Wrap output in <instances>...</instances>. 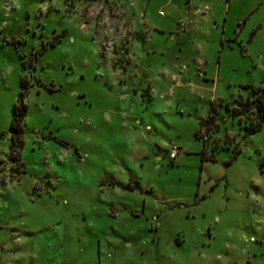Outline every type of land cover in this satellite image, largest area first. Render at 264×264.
Instances as JSON below:
<instances>
[{
	"label": "rangeland",
	"instance_id": "374dc122",
	"mask_svg": "<svg viewBox=\"0 0 264 264\" xmlns=\"http://www.w3.org/2000/svg\"><path fill=\"white\" fill-rule=\"evenodd\" d=\"M244 84L264 0H0V264H264Z\"/></svg>",
	"mask_w": 264,
	"mask_h": 264
},
{
	"label": "trees",
	"instance_id": "16d2710c",
	"mask_svg": "<svg viewBox=\"0 0 264 264\" xmlns=\"http://www.w3.org/2000/svg\"><path fill=\"white\" fill-rule=\"evenodd\" d=\"M49 46H53L55 44V40H51L46 43ZM22 59L23 55H19ZM24 65V62L22 63ZM243 89L248 90L247 102L244 104V112L249 111V113L254 118V123L252 126H248L244 130V135H249L258 132L261 129L262 123L264 122V85L262 86H250L244 85ZM24 100V92L20 91L16 102L12 107V119H11V144L10 151L13 152L15 148L19 145V137L22 135V124L24 115L26 112V106L23 102ZM206 121L201 122L200 126H204ZM198 131L195 133V137L199 138L197 135Z\"/></svg>",
	"mask_w": 264,
	"mask_h": 264
},
{
	"label": "built area",
	"instance_id": "2783aa9c",
	"mask_svg": "<svg viewBox=\"0 0 264 264\" xmlns=\"http://www.w3.org/2000/svg\"><path fill=\"white\" fill-rule=\"evenodd\" d=\"M206 9H207L206 6H203V7L199 8V9H196L195 10V14L201 15V14H203L205 12ZM159 15H161V13H159ZM179 28L181 30H184V23L183 22L181 23V25L179 26ZM178 151H179V149L176 146H173L171 148L170 152H169V158L170 159H173L175 157V155L177 154ZM154 220H155V218H152V221H154Z\"/></svg>",
	"mask_w": 264,
	"mask_h": 264
},
{
	"label": "crops",
	"instance_id": "0c3cea01",
	"mask_svg": "<svg viewBox=\"0 0 264 264\" xmlns=\"http://www.w3.org/2000/svg\"><path fill=\"white\" fill-rule=\"evenodd\" d=\"M233 40H235V38ZM244 85H249V84H244ZM244 85H242V86H244ZM250 86H252V85H250ZM254 87H256V86H254ZM261 166H262V170L264 171V160L262 161V165ZM262 188H263V191H264V186ZM249 242H251V238L249 239ZM207 262H208L207 260L200 261L201 264H206Z\"/></svg>",
	"mask_w": 264,
	"mask_h": 264
}]
</instances>
